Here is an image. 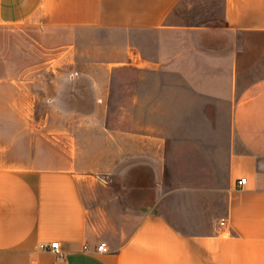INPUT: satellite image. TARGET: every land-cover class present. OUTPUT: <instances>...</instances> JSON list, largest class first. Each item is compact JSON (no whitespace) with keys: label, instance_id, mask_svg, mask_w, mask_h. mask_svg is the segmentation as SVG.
Wrapping results in <instances>:
<instances>
[{"label":"crops","instance_id":"0c3cea01","mask_svg":"<svg viewBox=\"0 0 264 264\" xmlns=\"http://www.w3.org/2000/svg\"><path fill=\"white\" fill-rule=\"evenodd\" d=\"M179 2L0 0V22L34 17L132 42L101 66L106 86L92 99L111 105L116 68L127 64L131 115L84 114L96 130L69 124L53 135L67 136L66 147L0 164V264H264V70L245 76L253 37L264 34V0H223L222 23L195 25L174 19ZM12 70L4 67L0 85L13 84ZM13 104L12 94L0 101ZM126 119L132 128L110 124ZM222 171L223 210H197L209 224H179L174 217H194L187 173L200 179L204 202ZM55 239L61 254L39 246ZM100 241L107 251L96 249Z\"/></svg>","mask_w":264,"mask_h":264},{"label":"rangeland","instance_id":"374dc122","mask_svg":"<svg viewBox=\"0 0 264 264\" xmlns=\"http://www.w3.org/2000/svg\"><path fill=\"white\" fill-rule=\"evenodd\" d=\"M222 10L223 0H180L173 17L188 25L219 24L223 20ZM117 34L103 28L48 25L34 17L15 23L0 22V77L7 66L13 69L14 78L12 85H0V101L10 94L14 101L13 106L0 105V164H25L33 156H45L53 148L66 147L67 136L61 141L53 135L57 133L55 130L69 124L82 123L87 132L96 130L99 123L95 118L87 117L85 123L80 121L84 114L101 115L105 108L116 114L131 115L132 72L124 67L127 64H118L116 68L107 95L112 104L102 107L92 102L95 86L99 91L106 86L108 75L101 72V66L118 60L119 52L132 48L131 40L118 41L122 33ZM253 38L256 43L253 71L245 75L249 78L264 70V34ZM20 67H29L28 73L21 74ZM20 75L28 76L26 84L16 82ZM51 98H57V104H51L48 100ZM5 109L7 121L3 119ZM110 124L132 128L133 122L126 119ZM187 175L182 182H188L189 187L183 194L189 196L188 206L194 217L174 219L182 225L209 224L210 217L197 218L196 212L204 208L207 215L223 210V171L218 175L219 181L215 180V187L210 190V186L204 187L201 193V197H206L204 202H200V179ZM204 182L212 184L210 179Z\"/></svg>","mask_w":264,"mask_h":264},{"label":"built area","instance_id":"2783aa9c","mask_svg":"<svg viewBox=\"0 0 264 264\" xmlns=\"http://www.w3.org/2000/svg\"><path fill=\"white\" fill-rule=\"evenodd\" d=\"M237 182H238V184L243 185L246 182V176H243V177L239 178ZM221 223H224V220H221ZM39 246L42 247V248L51 249L54 252H56L58 254H61L60 243H59V240H57V239L52 240L49 243L42 242V243L39 244ZM96 249L98 251H107L109 248H108V245H107L106 241H100L96 245Z\"/></svg>","mask_w":264,"mask_h":264}]
</instances>
